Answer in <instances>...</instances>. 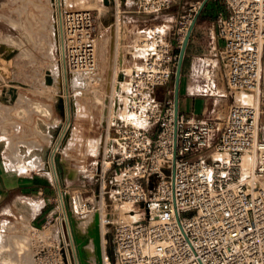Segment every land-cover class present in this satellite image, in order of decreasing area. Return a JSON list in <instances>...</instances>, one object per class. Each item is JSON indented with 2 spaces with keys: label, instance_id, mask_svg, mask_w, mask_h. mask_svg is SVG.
<instances>
[{
  "label": "built area",
  "instance_id": "1",
  "mask_svg": "<svg viewBox=\"0 0 264 264\" xmlns=\"http://www.w3.org/2000/svg\"><path fill=\"white\" fill-rule=\"evenodd\" d=\"M205 1L136 2L138 13L146 15L174 4L188 7L174 33L165 29L142 40L148 52L126 74L128 119L120 120L113 154L100 157L97 170L98 200L109 195L123 208L104 264H264V0H222L228 14L220 12L205 30L206 52L196 57L190 76L195 95L211 100L206 117L176 114L172 97L158 98L159 88H170L175 78L180 54L174 41L181 50ZM56 3L54 26L65 45L63 59L57 40L62 70L70 80L73 74L99 79L97 12L62 8L59 18ZM113 5L121 22L122 0ZM221 61L228 96L254 95L251 103L234 99L224 118L217 109ZM107 163L116 168L109 191ZM98 208L84 200L79 214ZM106 219L109 225L113 216ZM34 264H74L70 241L62 236L57 245L41 248Z\"/></svg>",
  "mask_w": 264,
  "mask_h": 264
},
{
  "label": "rangeland",
  "instance_id": "2",
  "mask_svg": "<svg viewBox=\"0 0 264 264\" xmlns=\"http://www.w3.org/2000/svg\"><path fill=\"white\" fill-rule=\"evenodd\" d=\"M71 2L67 3L63 6L64 10L67 11H76V10H86L89 7L93 5H97L98 3L102 2L103 0H70ZM127 2L133 3L137 2V0H127ZM215 3L212 5V7L209 8L208 14L211 16L210 18H214L218 12L220 11V8H223V1L217 0L214 1ZM54 0H0V48L1 45L9 46L11 50L17 49L18 44L17 43H10L6 39H14L16 37H20L19 34L25 38L31 37L32 34H35L39 32L35 26L36 24H31L35 22H43V21H51L52 22V16H54ZM102 4V3H100ZM114 6V5H113ZM218 6V8L216 7ZM186 4H174L170 9L160 12L157 15H147V18H154L158 17L154 21L147 22L150 24L149 27L142 28L144 32H140V30L136 29L134 30L132 25L126 22V20L122 17V21L120 22V25H118L116 20V11L115 8L109 7L108 9H105V11L102 13V18L99 19L98 22V60L99 62V71L101 73V82L95 83V84H89L86 90H81L85 93H91L92 91H96L95 99L87 100L84 96L81 97V101L77 104L78 110L77 112L74 111V105L72 101H67L66 97L68 96H75L77 92L74 91L73 87V81L70 80L67 84L68 87L66 88V93H61L64 98V105H65V111H64V120L63 124L60 128V131L69 124V129L66 132L65 138L61 141L58 151L56 153V164H57V170L59 173V182H55L57 186V192H58V198L57 200L50 205V209H56V214L52 219L42 221L39 223H36V221H33V216L36 210L40 207V205H33L34 201L29 198L30 195H34L33 192H30L29 194H19V196H22V198L18 201L17 204H7V208L5 211H2V214H0V233H5L7 236L2 242H0V257L3 255V252L5 250L9 251L8 253L12 254V251H16V253L21 252L27 253L28 252L36 256V253L45 246H55L57 245L61 239L62 236H66L65 231L63 230V227L61 225V222L65 218V215L62 212L61 204H60V192H59V186L61 190L63 191V195L66 202V207L68 211V216L74 225L78 222L79 218L87 217L91 213L95 212H103L104 215L103 218H109V216H113V219H111V223L109 225H105V232L103 234V243H102V250L103 252L110 251L112 252L113 249V234H114V224L119 220V217L123 213V208L120 204L114 202L110 199L109 195H106L105 200L100 198L101 201L98 200V192L102 189V179L100 177V173L97 172L99 168V164L104 160V156L109 157L113 154L114 145L112 143V139L116 135V128L118 125H120L121 119H128V115L125 110L128 111L129 108V98L127 95V89L125 88L122 90V97L119 102V111L116 114V116L113 113V110L111 108L112 102L107 104V98H106V89L105 86H107V79H108V69H109V51H110V44H111V34H110V28L115 27L116 29V41H115V62H114V69H113V85H114V78H117L120 80V76L118 75L116 77V72H119V70H122V67H125L127 69H130L129 67L119 65V54L121 50L126 51V49L123 48V45L121 44V41L124 36H131V34H134L137 38H141L142 40L147 38L153 33H163L166 29L163 25L165 22L174 20V21H180V19H177V15L174 14L175 11L180 9L181 16L185 14L187 10ZM225 8V7H224ZM122 9H123V3H122ZM219 9V10H218ZM225 11H227L225 9ZM228 13V11H227ZM146 15V14H141ZM163 19L164 22H161ZM205 30L211 25L210 22H205ZM15 25H18V28L14 30ZM22 27H21V26ZM179 26V23H178ZM119 27V29H118ZM125 31V34H124ZM5 33V34H4ZM8 35V36H7ZM18 35V36H17ZM23 43V42H22ZM100 47V48H99ZM142 47V45H134L133 48L127 49L130 52H132L133 49H139ZM54 52V60L55 62L52 63L51 68L57 66L60 64L59 62V54H58V46L53 44V42L49 43V51ZM219 50L221 51V47H219ZM148 52V48L144 47L142 52H137L133 54L135 56H144ZM125 56V52H124ZM16 54L14 58L10 61H12V64L8 65V63L3 58V55L0 51V78L6 82V84L9 83L5 77H10V73L14 74V78L18 79L19 75L21 74L20 66L18 65L17 68L14 69L15 60H16ZM102 58V59H101ZM7 63V64H6ZM13 66V67H12ZM189 66V62L187 61L185 63V70H187ZM13 68V69H12ZM59 70V69H58ZM131 70V69H130ZM130 72V71H129ZM126 74H130V73ZM219 76L221 79V88L224 90L223 86V78L226 74V67L224 63L221 61L219 65ZM7 73V75L5 74ZM4 74V77L2 76ZM126 74L124 82L126 81ZM183 77L181 79V86L183 81ZM97 84V85H96ZM99 84V85H98ZM91 85V86H90ZM97 86V88H96ZM16 87V86H14ZM173 90V94L170 96L168 94V90ZM80 90V89H78ZM113 91V87L111 89ZM111 91V95L107 94V96H110L111 101L113 100L112 96L114 93ZM158 96L166 102L169 98L174 99V80L168 87H161L158 90ZM237 94L234 96V98H224V102H222V105L218 106V112L222 118L226 116L227 111L230 107V105L233 103L234 99L236 100ZM205 101L207 102L206 97ZM118 102V101H117ZM7 104H4L0 102V110L5 112V117L7 119H14L16 116L15 111L13 108H8L6 106H3ZM193 105V100L188 99L184 96L183 93H180V110L185 113H189L191 111ZM114 108V107H113ZM202 108V103L200 101L195 103V109L199 113ZM108 110V111H107ZM112 110V111H111ZM67 111L69 112L70 116H67ZM107 111V112H106ZM109 112V116H107ZM124 113V114H123ZM126 114V115H125ZM125 115V116H124ZM107 116V119L106 117ZM115 116V117H114ZM105 124L103 123L105 120ZM223 122H221V125ZM76 133V136H75ZM70 137L68 138V136ZM73 135V136H72ZM103 137H105V151L99 155V142ZM57 142V137L53 142L51 150L54 148L55 144ZM103 143V142H102ZM11 147V158L10 160L19 159V150L13 145ZM13 148V149H12ZM13 150V152H12ZM49 151V154L51 152ZM16 151V152H15ZM18 152V154H16ZM49 154L47 156V162L49 158ZM16 155V156H15ZM15 156V157H14ZM102 158L103 160H100L99 158ZM107 162L110 161V158L106 160ZM109 168V164L107 165L106 169V180L108 183L107 190L110 189L109 181L112 180L116 173L115 166H112L111 169ZM49 173V171L47 170ZM61 176V179H60ZM82 192V196L80 197V200L78 198H74V196ZM35 197V196H33ZM89 201L91 204L101 207L100 209H95L94 211L86 214V215H80L79 214V208L80 204L83 201ZM100 205V206H99ZM47 209V207H46ZM71 216V217H70ZM102 220V217H101ZM108 223V222H107ZM64 231V232H63ZM57 235L59 236L57 238ZM67 237V236H66ZM5 241V243H4ZM7 241V242H6ZM12 241V242H11ZM9 242V243H8ZM4 246V247H3ZM9 247V248H8ZM15 247V248H14ZM21 248V249H20ZM12 250L10 252V250ZM20 249V251H18ZM23 249V251H21ZM2 250V251H1ZM114 255V253H113ZM12 258V257H11ZM18 258V257H17ZM116 258V257H115ZM5 259V258H4ZM5 264H20L19 260H10L7 257V260H4ZM11 262V263H10Z\"/></svg>",
  "mask_w": 264,
  "mask_h": 264
},
{
  "label": "crops",
  "instance_id": "3",
  "mask_svg": "<svg viewBox=\"0 0 264 264\" xmlns=\"http://www.w3.org/2000/svg\"><path fill=\"white\" fill-rule=\"evenodd\" d=\"M126 1L127 0H122L123 18L126 22L132 25L134 30L138 29L140 32H144L141 29L144 28V26H150L147 22L154 21L158 18H147V15H141L137 11L136 2L126 3ZM100 3L88 8L96 11L99 19L102 18V13L105 9L109 8L104 6L103 1ZM214 3L213 0L208 1L205 7L197 15V24L192 32L186 52V60H184L182 69L184 82H182L180 93H183L186 98L193 100L191 111H189V113H183L194 115L199 118L208 115L211 108V100L206 99V102L205 98L195 95V85L190 76L192 66L196 57L203 55L206 52V44L204 41L205 22H210V24L213 23L220 12L228 14L227 11H225L226 8L223 7L220 8V11L214 18H210L211 16H209L208 10ZM111 7L113 9L115 8L113 5ZM216 7L218 8V6ZM174 14L177 15V19L181 18L180 9L175 11ZM164 20L165 19L161 22H164ZM178 23L179 21L171 20L165 22L163 25L166 30L174 33L178 28ZM31 24H36L35 28L39 32L32 34L29 39L23 37L21 33L19 34L20 37L15 36L13 39L14 42L18 44L16 49V66L14 69L17 68L18 65L20 66L21 74L18 76L19 78L13 79V73H10V77L5 73L7 75L5 79L9 81L8 84L0 78V99L9 100V96L12 97L9 90L14 88V86L17 87L14 88L16 93L15 102H17L15 106L8 107L3 105L14 109L16 114L14 119H7L5 117V112L0 110V214H2V211L6 210L7 204L11 203L15 205L18 203L22 198L19 194H29L30 192H33V196L35 197L30 195L29 198L34 201L33 205H40L34 213L33 221L39 223L52 219L56 214V209H50L49 207L58 198V188L50 170V158L54 149L51 150L53 142L56 137L58 139L59 133L62 132L60 131V128L63 121L66 120L64 119L65 105L64 100H62L64 96L61 93H66V88L69 84L65 85L62 82V79H60L63 77L61 64L57 63L59 71L56 83L54 74L50 70L52 63L55 62V60L54 52L52 50L49 51V43L53 42V44L55 43V45H57V32L54 26V16H52V22L47 20ZM17 28L18 25H15L14 30ZM141 43L142 39L137 38L134 34H131L129 37L124 36L121 41L123 48L126 49V51L124 50L125 66L129 67L131 70L138 68L142 64V58L144 57L135 56L133 52H142L144 47H140L139 49L135 48L132 52L129 50L127 51V49L133 48L134 45L139 46ZM174 46L175 52L180 54L181 50L177 49L176 40L174 41ZM187 61L189 62V66L187 70L184 71L185 63ZM262 65L263 74L261 87L264 89V56ZM2 76L4 77V74ZM49 77L52 79L51 84L47 81ZM221 85L222 83L220 82L219 89L223 97L218 100L219 106L224 102V98H231L226 92L224 80V90L221 88ZM4 91H7L8 94H3ZM158 98L160 101L164 102L159 96ZM236 100H242V95L239 94L238 97H236ZM198 101L202 103V108L199 113L195 109V103ZM123 110H125L128 115V111L126 109ZM179 111L182 112L180 110V102ZM261 134L264 139V115L261 117ZM104 141L105 137H103V140L101 138L99 142V154L105 151ZM10 145H13V147L19 150V155L22 156V161L20 160L21 158L14 159L17 162L14 160L10 161ZM50 150L51 152L47 162L46 160ZM35 158H37V160ZM38 160H41L44 163V166H39L37 162ZM2 234L3 233H0V236Z\"/></svg>",
  "mask_w": 264,
  "mask_h": 264
},
{
  "label": "bare ground",
  "instance_id": "4",
  "mask_svg": "<svg viewBox=\"0 0 264 264\" xmlns=\"http://www.w3.org/2000/svg\"><path fill=\"white\" fill-rule=\"evenodd\" d=\"M56 1H57L56 5H57V8H58V12H59V18H60V15H61L63 6L66 4V2L69 3L71 1L70 0H56ZM59 22L61 24V19L59 20ZM118 25H120V22H118ZM113 28H115V27H111L110 28L111 44H110V51H109V69H108V79H107V83L108 84H107V86H105L104 89H106L107 104L109 106V104L112 102L111 108L114 109L113 110V113L116 116V114L120 110L118 106H119L120 99L122 97V90H124L126 88V82L121 81V80H119L117 78H114V81H115L114 82V85H113V82H112L114 62H115V45H116L115 42L112 43V40H113V37H114V35H113ZM118 29H119V27H118ZM115 36H116V29H115ZM56 39L60 41V52H61L62 58L64 59L65 58L64 57L65 56V45H64V41H63L62 35L61 34L60 35L59 34L56 35ZM6 40L8 42H10V43H15L14 40H12V39H6ZM115 41H116V39H115ZM0 51H1L2 55H3V58L8 63V65L9 64L11 65L12 64V61H10V60L15 56L16 51L15 50L14 51L11 50L9 46H6L5 47V45H1ZM121 69L122 70H119V72H116V77L118 75L126 74L129 71H130L129 73L132 72V70L127 69L125 67H122ZM50 70L54 74L55 83H56L57 82V79H58L57 75H58V71L59 70H58L57 66H55L54 68L53 67L50 68ZM61 73H59V74H61ZM71 78H72L71 80L73 81L74 91L77 92V93H76L75 96H69V94H68V96L66 97V99H67V101H72V103L74 105V111L77 112V110H78L77 104L79 103V101H81L80 100L81 97L84 96L87 100L90 99L92 101H94L95 99H97V98H95L96 91H92L91 93H88L87 94V93H85V92H83L81 90H86L87 89L86 86H88L89 84H92L93 85L95 83H100L101 81L99 82V79L102 80V78H101L100 71H99V79L85 78V77H81V76H79L77 74H73L71 76ZM60 79H62V82L65 85L70 81V76H69V73L66 72V69L63 70V77L60 78ZM112 87H113V91L111 90ZM14 88H17V87H14ZM96 88H97V86H96ZM78 89H80V90H78ZM111 91L114 93L112 95V96H114V97H112V99H113L112 101L110 99L111 97L110 96H107V94H110L111 95ZM6 94H8L7 91H6ZM93 94H95V95H93ZM239 94L242 95V100H240V101H244V102H247V103H251L253 101V99H254V95H252V94H242V93H238L236 97H238ZM9 97H10L9 100H3L1 98L0 99V102H2L4 104H7L8 106H13V105L15 106V104L17 103V102H15L16 99L15 100H12V97L11 96H9ZM240 101L236 100V102H240ZM19 113H21V112H19ZM67 116H70L69 112H68ZM107 116H109V112H108ZM107 116H105L106 119H107ZM105 122H106V120L103 123L105 124ZM68 129H69V124H67L63 128L62 132H60V134H59V137L60 138L57 141V143L55 144L54 149H53V152H52V156L50 158V170H51V173H52V176H53V179H54L55 182H59V173H58L57 164H56V160H57L56 159V153L58 151V148H59V145L61 143V140L63 138H65V136L67 134L66 132L68 131ZM10 149H11V147H10ZM12 152H13V150H12ZM11 154L12 153L10 152V155ZM16 154H18V152ZM100 154H102V153H100ZM18 156H19V158H21L20 160L22 161V156H20L19 154H18ZM35 159L37 160V158H35ZM14 161H16V160H14ZM37 162H38V165L39 166H44V163L41 160H38ZM108 164L109 163H107L106 165H108ZM41 168H43V167H41ZM59 192H60L59 194H60V204H61L62 212L65 215V218L61 222V225L63 227V230L66 233L65 235L67 236V239L70 241L71 249H72V254H73V262H74V264H100L101 263V254H100V252L101 251L103 252V250H102V248L100 250L99 243H101V244L103 243V234L105 232V225L107 224L108 220L106 218H103V216H102V215H104L103 212L101 214V212L99 211V212L91 213L87 217L79 218L78 219V222L76 223V225H74L73 223H71V221L69 219L68 211H67V207H66V202H65V198H64V195H63L64 193L61 190V188H60V191ZM99 201H101V200H99ZM101 217H102V220H101ZM6 235L4 233V234H2L0 236V242H2L7 237ZM76 236H77V238H76ZM58 237L59 236L57 235V238ZM77 242H78L79 246H77ZM4 243H5V241H4ZM20 249L18 251H20ZM11 251L12 250H10V252ZM21 251H23V249ZM8 252L9 251H7V250H5L3 252V255H1L2 257H0V264H5L6 262L4 260L5 259L7 260V257L10 260H19L20 262H18V263H20V264H34L35 263V257L36 256L31 255L29 252H28V254L27 253H24L25 251L23 253H21V252L16 253V251L14 250V251H12V254H10ZM103 264H104V261H103Z\"/></svg>",
  "mask_w": 264,
  "mask_h": 264
},
{
  "label": "water",
  "instance_id": "5",
  "mask_svg": "<svg viewBox=\"0 0 264 264\" xmlns=\"http://www.w3.org/2000/svg\"><path fill=\"white\" fill-rule=\"evenodd\" d=\"M114 1L115 0H103V4L106 7H111L114 4ZM208 1L209 0L205 1L203 8L205 7V5ZM197 20H198V17H196V19L193 21V23L190 27V30L186 34L184 41H183V44H182L181 51H180L179 63H178V67H177L175 78H174V101H175L176 114L179 113V102H180V91H181V79H182L183 64H184V60L186 57V52H187V48H188V45H189V42L191 39L192 32L195 29L196 24H197ZM113 35H114V37H113L112 43L115 42V39H116L115 38L116 37L115 36V28H113ZM124 64H125V56H124L123 50H121V52L119 54V65H120V67H122V66H124ZM124 79H125V74L120 76L121 81H123ZM47 81L49 84L52 83V79L50 77L47 79ZM9 93H10V95H12V100H15L16 99L15 89L11 88V90H9ZM3 94H6V91H4ZM69 137H70V135L68 136V138ZM59 190H60V186H59ZM76 238H77V236H76ZM77 246H79L78 242H77ZM101 246H102V244L99 243L100 250L102 248ZM100 254H101V263L100 264H103V252L101 251Z\"/></svg>",
  "mask_w": 264,
  "mask_h": 264
},
{
  "label": "trees",
  "instance_id": "6",
  "mask_svg": "<svg viewBox=\"0 0 264 264\" xmlns=\"http://www.w3.org/2000/svg\"><path fill=\"white\" fill-rule=\"evenodd\" d=\"M185 60H186V58H185Z\"/></svg>",
  "mask_w": 264,
  "mask_h": 264
}]
</instances>
